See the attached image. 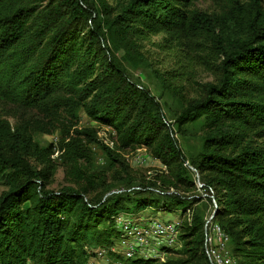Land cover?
<instances>
[{
	"label": "trees",
	"instance_id": "16d2710c",
	"mask_svg": "<svg viewBox=\"0 0 264 264\" xmlns=\"http://www.w3.org/2000/svg\"><path fill=\"white\" fill-rule=\"evenodd\" d=\"M109 1L0 0V97L19 117L17 124L0 117V264H87L92 249L117 237V215L147 208L192 212L180 230L181 248L164 262L124 264H211L201 200L189 195L197 190L195 174L214 200L212 220L228 236L234 264H264L261 0H232L210 15L189 10L194 0ZM159 30L204 37L217 60L214 82L170 119L128 69L151 67L141 47ZM172 62L171 76L185 82L191 61L177 55ZM80 112L114 131L116 149L94 128L79 126ZM63 115L68 127L58 149L40 146L32 127L52 133ZM195 125L202 127L199 148L185 154L174 134L184 139ZM141 147L166 171L134 187L136 176L118 151ZM94 149L106 170L92 171ZM56 151L70 184L52 190ZM118 184L130 190L117 192ZM155 188L163 194L152 196Z\"/></svg>",
	"mask_w": 264,
	"mask_h": 264
},
{
	"label": "rangeland",
	"instance_id": "374dc122",
	"mask_svg": "<svg viewBox=\"0 0 264 264\" xmlns=\"http://www.w3.org/2000/svg\"><path fill=\"white\" fill-rule=\"evenodd\" d=\"M124 0L109 1L113 6L121 4ZM232 0H194L190 6L189 10L203 12L206 14H220L222 13L231 3ZM241 3H247L249 0H239ZM261 5L264 8V0H261ZM141 47V52L144 53L151 67H141V68H128L130 74L138 79L140 83L149 89L152 95L159 99L160 103H164V114L167 119H170L181 106L182 103L189 101L190 99L198 98L202 95V87L207 83H213L215 80L216 72V56L211 53L210 43L205 40L204 37L195 35L193 33L187 32L185 30H174L166 31L159 30L154 36ZM170 47L169 50L163 51L162 47ZM178 57L187 56L188 60L191 61V72L189 78L185 82H180L172 75L173 67L175 65L172 61H175ZM173 54V55H171ZM175 54V55H174ZM165 80V87H163L161 80ZM162 97V98H160ZM13 106L8 104L5 100L0 97V117L6 119L9 123H19V117L15 113ZM80 122L79 126L85 128H94L100 137L104 139H115L114 132L110 128L98 126L95 122L88 119L82 112L79 113ZM66 115L62 116L59 123H55V128L52 133H46L49 127L45 125H34L32 127L31 134L33 139L40 146H47L51 144L53 148L58 149V141L61 137L63 130L67 129L68 123L66 122ZM172 121H170L171 123ZM186 137L180 138L178 134H174L177 139L179 146L183 152L191 153L197 151L200 145L199 138L202 135V127L200 125L190 126L187 129ZM114 141V140H112ZM117 144L115 143L114 149ZM121 156L125 159L129 168L136 176V182L133 186H137L141 181L144 180V185L148 182H152L156 175H160L161 164L152 159L149 156L148 151L141 147L132 151L121 150L118 151ZM60 152H55L53 159L57 165L54 176L52 177V182L49 189L59 190L62 187H68L69 177L66 174L65 162L60 159ZM94 161L92 171H102L106 170L107 164L103 155L94 149ZM188 163H186L187 165ZM195 192L189 193L190 196L200 199V203L197 204L199 210L203 213L204 218L213 214L212 209L214 203L210 194L205 192L201 187V182L197 181ZM159 185V184H157ZM201 185V187H199ZM6 187L0 185V196ZM114 190L121 192L123 190L127 191V188L122 187V185H116ZM130 190V189H129ZM128 190V191H129ZM153 192L152 196L162 195L163 193L159 191V188L151 190ZM171 192V191H170ZM211 198V202L209 201ZM149 212V211H147ZM153 215L157 214V218L163 219H173L177 216L175 214L159 213L156 211ZM152 214V213H151ZM228 253L229 248L227 246ZM230 255V253H229ZM231 256V255H230ZM93 264H115V260L111 259L108 263L106 261H96Z\"/></svg>",
	"mask_w": 264,
	"mask_h": 264
},
{
	"label": "built area",
	"instance_id": "2783aa9c",
	"mask_svg": "<svg viewBox=\"0 0 264 264\" xmlns=\"http://www.w3.org/2000/svg\"><path fill=\"white\" fill-rule=\"evenodd\" d=\"M97 136L105 146L114 149L115 139H112L114 141L110 139L103 140L98 132ZM165 171L166 168L162 166L160 173ZM196 180L199 181L195 174V184H197ZM170 191L172 192V189ZM152 211L155 210L147 208L135 214L122 213L117 215L113 219L114 226L118 231L117 237L108 248L92 249L87 264L102 260L108 263L111 259L115 260V264H124V261L131 259H150L164 262L173 251L179 250L181 248V242L179 241L181 227L185 222L189 223L191 221L192 212L188 209L185 212L168 213H177V216L172 220H161L157 218V214L153 215L154 212ZM157 212L167 213L164 211ZM212 219V215L205 218L203 228L204 253L211 264H234L227 249L228 236Z\"/></svg>",
	"mask_w": 264,
	"mask_h": 264
},
{
	"label": "water",
	"instance_id": "95a60500",
	"mask_svg": "<svg viewBox=\"0 0 264 264\" xmlns=\"http://www.w3.org/2000/svg\"><path fill=\"white\" fill-rule=\"evenodd\" d=\"M214 214H212V216H213Z\"/></svg>",
	"mask_w": 264,
	"mask_h": 264
}]
</instances>
